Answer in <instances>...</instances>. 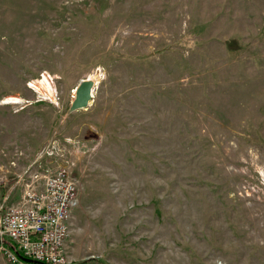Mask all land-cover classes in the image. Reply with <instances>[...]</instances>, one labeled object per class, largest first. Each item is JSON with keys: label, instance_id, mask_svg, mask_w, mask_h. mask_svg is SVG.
I'll return each mask as SVG.
<instances>
[{"label": "rangeland", "instance_id": "rangeland-1", "mask_svg": "<svg viewBox=\"0 0 264 264\" xmlns=\"http://www.w3.org/2000/svg\"><path fill=\"white\" fill-rule=\"evenodd\" d=\"M41 163L73 264H264V0H0V204Z\"/></svg>", "mask_w": 264, "mask_h": 264}, {"label": "built area", "instance_id": "built-area-1", "mask_svg": "<svg viewBox=\"0 0 264 264\" xmlns=\"http://www.w3.org/2000/svg\"><path fill=\"white\" fill-rule=\"evenodd\" d=\"M37 86V84H33ZM51 143L41 156L59 155ZM63 156V153H61ZM41 167L43 169L39 170ZM70 165L27 169L19 175L22 188L16 203L0 204V253L11 264H73L67 251L73 212L79 204L77 180ZM31 259L35 262L27 261Z\"/></svg>", "mask_w": 264, "mask_h": 264}, {"label": "water", "instance_id": "water-1", "mask_svg": "<svg viewBox=\"0 0 264 264\" xmlns=\"http://www.w3.org/2000/svg\"><path fill=\"white\" fill-rule=\"evenodd\" d=\"M97 84L91 78H86L80 81L76 87L74 99L70 106V111L85 109L89 107L91 100H93V90ZM30 262H35L28 258H23Z\"/></svg>", "mask_w": 264, "mask_h": 264}, {"label": "bare ground", "instance_id": "bare-ground-1", "mask_svg": "<svg viewBox=\"0 0 264 264\" xmlns=\"http://www.w3.org/2000/svg\"><path fill=\"white\" fill-rule=\"evenodd\" d=\"M92 80H94V82L97 84L98 83V81L95 79V78H93V77H90ZM37 82H39V83H41V84H43V86L44 87H46L52 94H54V86H53V83H52V81H51V79L47 76V74L45 73L44 74V76H43V78L42 79H38V81ZM12 102H17L18 101V99H14V101L13 100H11Z\"/></svg>", "mask_w": 264, "mask_h": 264}]
</instances>
